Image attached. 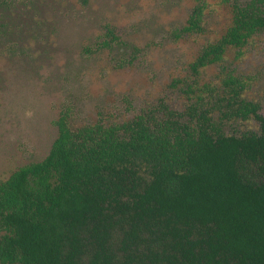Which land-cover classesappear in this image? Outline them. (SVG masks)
Masks as SVG:
<instances>
[{
  "label": "trees",
  "instance_id": "1",
  "mask_svg": "<svg viewBox=\"0 0 264 264\" xmlns=\"http://www.w3.org/2000/svg\"><path fill=\"white\" fill-rule=\"evenodd\" d=\"M176 40L204 34L206 0H195ZM17 0H0V36ZM264 33V0L232 3L231 24L176 79L183 111L164 100L122 123L56 122L47 157L0 182L3 264H264V116L246 97L250 78L227 70ZM143 53L111 28L97 50ZM92 52L91 49H88ZM223 69L219 86L203 71ZM255 121L258 131H238ZM229 127H234L232 132Z\"/></svg>",
  "mask_w": 264,
  "mask_h": 264
},
{
  "label": "rangeland",
  "instance_id": "2",
  "mask_svg": "<svg viewBox=\"0 0 264 264\" xmlns=\"http://www.w3.org/2000/svg\"><path fill=\"white\" fill-rule=\"evenodd\" d=\"M17 1L5 15L12 30L0 36V182L47 157L63 111L73 127L94 124L100 114L106 123H122L161 100L183 111L187 98L171 84L187 79L202 47L226 32L232 3L247 0H206V32L180 40L173 32L186 25L195 0ZM108 28L143 50L132 65L119 68L127 55L117 47L96 49ZM225 65L251 79L246 97L261 104L264 116V33L242 56L229 52ZM222 78L223 69L214 65L200 82L219 86ZM258 128L255 121L237 127Z\"/></svg>",
  "mask_w": 264,
  "mask_h": 264
}]
</instances>
